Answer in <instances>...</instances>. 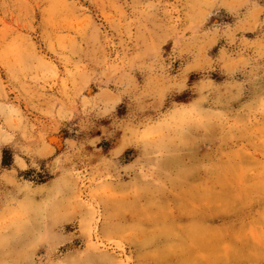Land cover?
<instances>
[{"label":"rangeland","instance_id":"374dc122","mask_svg":"<svg viewBox=\"0 0 264 264\" xmlns=\"http://www.w3.org/2000/svg\"><path fill=\"white\" fill-rule=\"evenodd\" d=\"M0 264H264V0H0Z\"/></svg>","mask_w":264,"mask_h":264}]
</instances>
